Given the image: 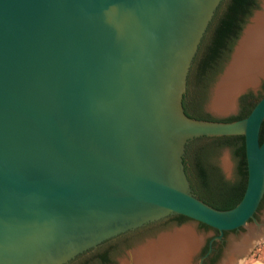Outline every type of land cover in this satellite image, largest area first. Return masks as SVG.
Masks as SVG:
<instances>
[{"label":"water","instance_id":"water-1","mask_svg":"<svg viewBox=\"0 0 264 264\" xmlns=\"http://www.w3.org/2000/svg\"><path fill=\"white\" fill-rule=\"evenodd\" d=\"M222 1L0 0V264H80L103 243L173 215L193 222L132 243L115 264H198L213 237L198 223L220 232L210 242L217 264H243L264 241V95L229 123L192 119L183 106ZM263 93L259 0L204 109L229 118L243 96ZM238 135L247 189L234 209L217 210L192 189L187 147ZM214 163L235 180L230 149Z\"/></svg>","mask_w":264,"mask_h":264},{"label":"trees","instance_id":"trees-1","mask_svg":"<svg viewBox=\"0 0 264 264\" xmlns=\"http://www.w3.org/2000/svg\"><path fill=\"white\" fill-rule=\"evenodd\" d=\"M259 8V0H223L204 36L198 54L188 77V89L183 106L186 114L197 120L234 122L247 118L264 93L256 98L253 94L241 98L238 115L216 119L204 111L206 90L230 60L233 49L254 11ZM202 96L199 90H202ZM198 141L191 142L186 151L185 166L195 195L206 204L221 211L234 209L243 199L248 184V164L246 139L243 135L225 136L211 139L212 144L197 148ZM264 141V123L261 142ZM228 148L237 162L235 180L227 179L214 163L219 151ZM184 223L189 219L180 216ZM203 228H210L201 224ZM208 251V247L205 252ZM117 254V253H116ZM109 250H100L80 264H109L112 261ZM115 264V261L113 262Z\"/></svg>","mask_w":264,"mask_h":264},{"label":"flooded vegetation","instance_id":"flooded-vegetation-1","mask_svg":"<svg viewBox=\"0 0 264 264\" xmlns=\"http://www.w3.org/2000/svg\"><path fill=\"white\" fill-rule=\"evenodd\" d=\"M204 111H205V113H208L205 109H204ZM202 139H204V138H202ZM202 139L200 138L198 140H202ZM205 139H209V138H205ZM198 140H196V141H198ZM263 205H264V201H263V203H262V205L260 207V211H261ZM180 216L181 215H173V216H170L167 219H164L162 221H159V222H156V223H151V224H148V225H146L144 227H141L139 229L124 233V234H122V235H120L118 237H115L114 239H111V240L103 243L99 247L98 251H97V249H93L89 253H91L92 255H95L100 250H109L113 254L112 258H111L112 261L109 264H113V262L115 261L114 260V255H116V253H118L122 249L124 250V249L131 248L132 247V243H136V242H138L139 240H141L143 238H145V239L146 238H150V237L153 238L158 233H160L161 231L168 230L171 227H178V226H182L184 224L193 222L191 220H188V221H186L184 223H180L181 222V217ZM257 217L259 219V213H258ZM198 225L201 226V223H198ZM206 229L213 230V237L204 246V248L200 252V255L198 257L197 263L199 264L201 259H204L203 260V264H217V261L220 258V249H218L217 246H216L217 245V241L214 242L212 245L210 244V242L213 239H215V237L219 236L220 232H218L217 230H214L212 228H206ZM228 234H231V233L230 232H226L224 234V238ZM207 247H208V251L205 252ZM211 248H212V251H210ZM95 251H97V252H95Z\"/></svg>","mask_w":264,"mask_h":264},{"label":"rangeland","instance_id":"rangeland-1","mask_svg":"<svg viewBox=\"0 0 264 264\" xmlns=\"http://www.w3.org/2000/svg\"><path fill=\"white\" fill-rule=\"evenodd\" d=\"M257 262L264 263V241H262L244 261L243 264H255Z\"/></svg>","mask_w":264,"mask_h":264},{"label":"bare ground","instance_id":"bare-ground-1","mask_svg":"<svg viewBox=\"0 0 264 264\" xmlns=\"http://www.w3.org/2000/svg\"><path fill=\"white\" fill-rule=\"evenodd\" d=\"M244 263V262H243ZM255 264H264V263H261V262H257V263H255Z\"/></svg>","mask_w":264,"mask_h":264}]
</instances>
